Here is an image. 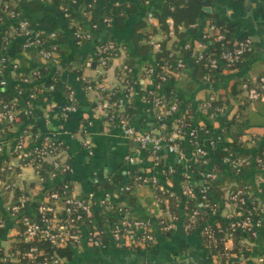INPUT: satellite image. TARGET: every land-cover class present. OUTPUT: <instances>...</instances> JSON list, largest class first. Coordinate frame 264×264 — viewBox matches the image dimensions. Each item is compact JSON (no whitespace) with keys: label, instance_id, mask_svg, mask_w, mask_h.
I'll return each mask as SVG.
<instances>
[{"label":"crops","instance_id":"obj_1","mask_svg":"<svg viewBox=\"0 0 264 264\" xmlns=\"http://www.w3.org/2000/svg\"><path fill=\"white\" fill-rule=\"evenodd\" d=\"M123 1L127 2V0ZM163 1L152 0L150 5L139 7L136 2L129 0L128 3H135L134 5L138 7V11L128 14L121 27H117L113 21L110 27H104L98 21V28L92 31L91 41L87 43H77L65 17L53 7H49L51 14L47 12H30L21 16L35 32L42 29L40 27L42 21L53 25V29L58 31L62 38V47L67 52V56L62 58L61 62L58 61L53 65V71L59 74L60 81L64 87L67 86L73 90L76 111L63 122L62 128L58 129V125L61 123L59 110L66 98L65 94L60 93L49 99L46 97L42 98L34 103L29 123L33 132L53 141L62 142L63 149L66 152L65 157L72 168L69 180L73 192L83 199H88L90 194L95 196L93 198L92 218L96 223V227L108 229L111 224L109 219L117 217L116 209L118 207L122 208L121 188L126 185L130 178L139 176L153 177L160 181L166 190L173 191L178 195H180V186L186 176L194 184L200 185L201 183L199 174L205 169V166L203 167L200 159L194 155L188 141L184 140L181 144L182 157L166 151L157 154V157L153 156L147 150H143L138 143L122 138L119 130L114 126L116 123L110 125L104 113L98 110V99L94 93H86L84 86H82L85 81L99 82L104 88V92L118 91L122 93V96L128 93L124 106L132 108L131 126L141 132H159L156 122L158 110L146 98L147 91L153 87L151 81L146 75L141 79H136V76L133 75V79L129 81L130 84H127L123 82L124 79L122 77H119L118 70L119 65L125 62L128 57V51L130 55H133V68H137L141 57L135 56L131 47L133 29L135 25L142 22L152 26L159 32L156 11L160 8ZM195 1L201 5V19L202 22L204 21V24H202L204 25V30L209 24V21L204 20V17L206 15L216 16L233 34V39L247 37L253 43L252 56L247 61L245 68L241 71L224 70L220 74L222 79L216 85H209L198 79L197 87L193 91H185L184 87L189 86L188 80L194 78L193 66L189 67L186 75L178 76L175 73L173 83L176 92L183 93L188 98L189 105L198 109L197 104L208 98L211 93L218 97L227 94L235 80L239 79L243 73L250 72L251 62L264 61V0ZM118 3L116 2V5ZM125 7H128V4H125ZM77 17L83 20L87 27L91 24L89 23V16L79 14ZM18 21L19 18H6L0 23V44L3 38L11 36L12 29L15 28ZM167 25L170 33L166 45L170 50V55L178 56V49L181 48H192L194 50L198 41L197 38L200 35L199 30L197 32L195 30V33H189L187 29L178 26V32L186 34L180 39L174 34L171 20H167ZM195 25L192 28L195 29L197 27ZM156 35L158 36L155 37ZM156 35H153L151 39L154 45L153 52L158 50V44L164 39V36L159 33ZM13 39L18 40V37H13L12 41H14ZM106 40L116 42L119 45L120 54L113 59L107 69H103L98 65L97 60L95 62L94 59L97 46ZM21 58V61L16 60L18 70L9 72V79L18 77L26 69L45 65L33 52H23ZM190 64L188 62V65ZM231 106L226 112L213 118L211 122L200 120L198 123V126L203 127L205 131H208L206 128H209L208 134L203 132L199 135V141L201 146L207 151L211 164L216 161L219 162L216 152H222L225 149L224 147L231 144L232 137L235 134L243 133L247 137L249 135L255 136L256 146L249 150L250 159H253L255 151L264 148V125L243 124L238 130L234 127L226 129ZM116 117L118 118L119 116ZM21 127L14 125L4 133L7 143L4 144L0 165L9 164L12 165L13 169H17L16 165L18 163L7 155V148L13 144L14 138ZM210 134L211 136H208ZM211 137L219 139L214 146L209 145ZM127 155L135 158L132 164L125 162ZM222 164L225 165L224 163ZM261 171H264V168ZM252 174L254 173L249 170L246 173V177L252 178ZM15 179L19 188L27 191L31 199H36L37 196L43 195L40 192L37 195L35 193L36 190L32 189L33 186L45 189L44 187L47 185L53 186L58 182L49 180L44 185L39 184L33 168L28 166L20 167ZM253 182L256 187L264 189V178L261 176L253 177ZM106 185L108 187H105ZM136 188L137 196L140 198L141 205L144 206L145 200L153 197V188L149 184L142 183H136ZM261 193L262 195L260 194L261 196L256 198L261 201L264 207V190ZM104 195H108L106 198V201L109 202L108 209H106L105 205L100 206L98 202L104 198ZM218 204V211L214 215H210L208 221L215 220L217 223H225L228 217L235 212V208L225 199L218 201ZM149 210L150 208H148V212ZM0 214L5 222L3 227L5 233L0 238V244L6 250L10 243L8 237L15 234V231L13 230V221L3 209L2 195H0ZM150 221L156 226L154 219H150ZM180 221L176 222L169 232H161L157 227L154 228L155 242L151 246L121 250L112 247L107 239L106 248L79 247L73 250L74 254L71 260L62 262V264H258L257 258L259 255L253 254L251 250H248L245 255H243L242 251H235L233 258L229 261L225 260V263H220L205 247L201 235L197 232L185 234ZM244 242L246 241L244 240ZM230 247L231 249H236L234 241L230 243Z\"/></svg>","mask_w":264,"mask_h":264},{"label":"built area","instance_id":"obj_2","mask_svg":"<svg viewBox=\"0 0 264 264\" xmlns=\"http://www.w3.org/2000/svg\"><path fill=\"white\" fill-rule=\"evenodd\" d=\"M80 0H62L64 7L59 10L65 18L69 17L67 12L68 8L74 6ZM134 2H142L148 6L152 0H131ZM236 1V0H234ZM18 15L8 10L7 7L0 9V23L6 19H18ZM104 27H110L112 25L111 18H104L101 21ZM196 26V25H195ZM98 25L90 24L84 28L81 25H76L73 29V36L77 43L88 42L92 38V31L96 30ZM203 37L214 35L213 41H222L224 39L223 34L219 28L214 27L212 24H208ZM19 37L23 39V48L33 50L40 60L45 64H54L56 62L57 48L54 45L56 41V33L51 32L47 39L41 37L39 31L31 33L29 24L25 20H19L15 28L12 29L10 37L3 38L2 42L7 43L9 38ZM150 44H153L150 41ZM49 46V49L46 47ZM197 52L196 61L202 62L203 67L211 72L216 68L218 63L215 59H210L207 62L204 61L205 45L203 43H197L194 47ZM253 51V43L251 39L245 37L237 40L233 43L232 48L224 51L220 55V59L224 64V69L231 68L235 63L241 61L242 57ZM115 53L114 43L106 40L99 44L96 48L95 57L97 58L98 65L105 69L109 61L113 59ZM175 66L178 69L184 68V64L181 60H177ZM157 64L153 63L145 71L146 77L151 81L153 87L146 93V98L158 110L156 114V122L159 132L154 133L151 131L141 132L131 126L130 121L127 118L120 117L119 113L122 111L123 106L128 98V93H125L117 103L109 104L103 100L101 95L104 92V88L101 83L92 85L90 81H85L86 84L84 91L86 93H94L97 97V108L106 116L110 125L116 123V128L119 130L122 138L136 142L144 150H147L153 156L166 151L167 153L177 154L182 157L181 147L178 141L186 140L193 149V153L201 161V165L205 169L200 172L199 184H194L188 176L183 179L180 186V195L183 198L201 197V204L207 209L210 215H214L218 211V201L212 203L205 199V193L211 181H214L219 175L215 172L213 165L209 161L207 151L201 146L199 141V135L205 131L203 127H188L185 134H183V124L181 119H176L177 112L181 109V105L177 103V99L174 95L171 97V103L167 102L166 97L162 94L164 85L168 82L170 69L167 65L162 66L161 72L156 74ZM17 71L18 63L16 60L12 62H6L4 59H0V75H3L4 71ZM132 72V68L126 64H120L118 74L128 84L127 76ZM32 77H22L20 82L24 85H32L35 80L40 78L39 72H33ZM202 80L209 85L211 84V75L206 74ZM149 81V82H150ZM253 82L257 83L255 87H248L244 85V95L249 100H257L261 97L259 90H264V77L259 80L253 79ZM7 81L0 79V90L6 85ZM259 89V90H258ZM44 91H53V86L47 87L34 86L31 90H27V100L25 102L24 110H19L14 102L3 103L0 97V157L4 151V144L7 143L4 138V133L12 128V124L17 120V116L22 114L30 117L34 109V101L39 98L40 94H44ZM21 90H18L20 93ZM215 101L214 95H209L208 102L202 105L205 110L210 107L211 102ZM216 111L222 112V108H215ZM59 118L61 123L58 125V129H61L63 122L76 111L74 93L70 87L66 89V98L64 104L60 107ZM187 113V111H185ZM116 116H119L118 118ZM210 136V135H208ZM242 141H247V149L256 145V139L245 136L241 138ZM218 138L211 137L209 145L214 146L218 142ZM8 149V150H7ZM8 156L17 161V168L31 167L33 168L37 181L39 184L44 185L45 179L39 173L43 162L47 161L51 164L53 172L50 174V181H58L59 189L47 194L49 203L47 205L40 204L37 207L38 219L32 220L31 217L24 211L26 199L23 196L18 197L15 204H11L12 192L14 189L21 190L15 182H6L0 180V195L8 194V200L3 202V209L8 217L13 221V224H18L21 230L17 233L24 242H31L35 239L38 241H45L54 248H69L71 250L79 247H102L106 248L104 239L110 241V245L116 249H133V248H145L151 246L155 242L154 228H158L161 232H169L172 230L176 222H179L184 217V223L182 224V230L185 234L197 232L201 235L205 247L210 250L215 248L216 245H222L221 256L226 261H229L231 257L230 243L233 241L234 234H246L250 233L252 237H256L259 233L264 241V207L260 204L255 205L253 200L248 197L240 198V195L249 190V187H243L238 190L234 195L230 197H222L229 201L235 208V212L232 216H229L226 223L228 226L223 229L220 223L212 224L208 220L203 221V217L196 209H191L180 216H176L166 209L156 210L154 207L161 200L155 198L152 202L153 208H150V219H154L155 225H153L150 219H129L127 216H123L124 212L121 207L116 209L117 219L112 222L108 229L96 227V223L92 218L93 210V198L94 195L90 194L88 199H83L76 195L71 186L69 180L72 174V168L68 162L65 149L61 141H52L47 137H43L38 133L33 132L30 123L22 125L19 133L16 134L13 144L8 147ZM222 153L225 154L222 159V163L226 166H231L237 172H240L243 168L244 160L227 153L224 149ZM157 157V156H156ZM135 158L132 156H126L125 162L132 164ZM259 162V160H258ZM9 170L13 172L12 165L1 164L0 172ZM135 182L138 184H149L153 191L157 189V179L153 177L139 176ZM161 189V187H160ZM248 189V190H247ZM122 190H128V187L121 188ZM179 196L177 193L170 191L168 197ZM250 195V193H249ZM108 195H104V198L98 202L100 206L108 209V201L106 198ZM165 200L162 202L164 203ZM181 222V221H180ZM5 225L4 220H0V227ZM217 234H221L222 237L217 238ZM233 254V253H232ZM61 258L56 255H46L37 247H31L27 252L23 253L20 258L7 259V256L2 258L3 262L8 264H62ZM258 264H264V256L259 255L257 258Z\"/></svg>","mask_w":264,"mask_h":264},{"label":"trees","instance_id":"obj_3","mask_svg":"<svg viewBox=\"0 0 264 264\" xmlns=\"http://www.w3.org/2000/svg\"><path fill=\"white\" fill-rule=\"evenodd\" d=\"M129 0H80L71 8L69 7L67 12L69 14L68 18H65L67 24L71 27L72 32L76 25H81L86 28L85 22L79 19L77 16L86 15L89 16L90 22L92 25H97L98 21H102L104 18H111L117 27H121L124 19L128 14H133L138 11V7H136L133 3H128ZM116 2H119L116 5ZM139 7H146L142 2H136ZM125 4H128V7H125ZM66 6L63 4L62 0H0V9H4L7 7L8 10L14 11L19 17V20H23L21 16L23 14L32 13H44L47 12L51 14L49 11V7H53L56 10H60L61 7ZM67 7V6H66ZM76 11V12H75ZM75 12V13H74ZM201 5L195 0H164L161 4L160 8L156 11V19L159 26V32L155 30L152 26L147 25L145 23H138L135 25L133 29V37H132V50L135 56L141 57L137 68H133V55H130L128 51V57L126 58L123 64L132 68V72L128 74L127 79L128 83L133 79V75L136 76V79H141L145 76V71L148 67H150L153 63L157 64L156 74L161 72V67L167 65L170 67L168 82L164 85L162 94L166 97L167 102L171 103V97L174 95L177 99V103L181 105V109L177 112L175 118L181 119L183 124V134L186 132V128L188 127H196L200 120L212 121L217 115L226 112L231 106V110L229 113V118L226 124V129L229 127H234L237 130L242 127L243 124L248 125H264V90H259L261 97L257 100H249L244 95V85L248 87H255L256 82H253V79L259 80L264 77V61H254L250 63V72L243 73L242 76L235 80L232 86L230 87L227 94L224 96H216L213 93L211 95L215 96V101L211 102L210 107L205 110L202 108V105L208 102V98L204 101H200L197 104L198 109L192 108L189 105L188 98L183 95V93L176 92L175 85L173 83V76H183L186 75L187 71H189V67L193 66L194 68V78L189 79V86L184 87L185 91H193L197 87L198 79H201L206 75H211V84L216 85L222 79L220 74L225 71H241L247 65V61L251 58L252 52L245 54L241 61L235 63L231 68L224 69V64L220 59V55L232 48V45L235 41L243 39L245 37H241L239 39H233V34L227 29V27L218 19L216 16H205L204 20L209 21L210 24L214 25V27L219 28L221 33L224 36L222 41H213L214 35L210 34V36L203 37L206 33L204 30V21L202 22V13H201ZM77 13V14H76ZM62 14V13H61ZM63 15V14H62ZM167 20H171L173 23L174 34L177 38H183L186 34L178 32V26L187 29L189 33H195V30L200 31V35L198 36L197 43H203L205 45L204 51V61H208L210 59H215L218 61L216 68L211 72H208L207 69L203 67L202 62L196 61L197 52L190 49H178L179 55L173 56L170 55V50L167 48V40L170 30L167 25ZM202 22V23H201ZM196 24V28H192ZM40 27L42 29L39 31L41 37L47 39L48 35L51 32L56 33V41L54 45L57 48L56 52V62L62 61V58L67 56L66 50L62 47L61 42L62 38L59 35V32L53 29V25L46 24V21H42L40 23ZM31 33L34 32L33 28L29 25ZM160 34L164 36L163 41L158 44V50L153 52V44H150V41L153 35ZM16 38V37H15ZM10 38L7 43L2 42L0 44V59H4L6 62H12L14 60H22L21 56L23 52L29 53L33 52V50H28L23 48V39L18 37V40ZM91 41V40H90ZM88 41V42H90ZM114 43L115 47V55L113 59L117 58L120 54L119 45L113 40H109ZM87 43V42H84ZM126 47V46H124ZM49 49V46L46 47ZM148 56V58H146ZM144 57V59H143ZM110 60L108 65L105 67L107 69L111 62ZM97 58L95 57L94 61L96 62ZM177 60H181L184 64V68L178 69L175 66ZM188 62L191 64L188 65ZM54 64L47 65H39L33 67L31 69L24 70L18 77L8 78L10 74V70L4 71L3 75H0V79L7 81L6 85L0 90V97L3 103L14 102L19 110H24L25 102L27 100L26 91L31 90L34 86H43L47 87L49 85L53 86V91L48 92L44 91V94H40L39 98L36 99L33 103L40 101L42 98H51L52 96H56L58 94H65L67 86L61 83L59 74L56 71H53ZM68 65V64H67ZM33 72H39L40 78L35 80L32 85H24L20 82V79L23 77H32ZM80 76V73H79ZM94 86L96 84H100L99 82H91ZM130 84V83H129ZM85 83L82 86L85 87ZM18 90H21L18 93ZM103 100L107 103H117L120 99H122V93L118 91L111 92H102ZM222 108V112H218L215 108ZM187 111V113L185 112ZM198 111V112H197ZM120 117L127 118L129 121L132 115V108L129 106H123L122 111L119 113ZM31 119L30 117L24 116L22 114L17 116V120L12 124V126H22L26 123H29ZM209 131V128H206ZM211 136V134H210ZM245 137L243 133L238 135H233L231 144L224 147L227 150V153L237 156L240 159L244 160L243 169L240 172H237L231 166H225L222 164V159L225 154L221 151L216 152V157L219 160L213 162V169L215 172H218L219 175L216 177L214 181H211L208 190L205 193V199L216 203L217 201H222V197H227L234 195L238 190L243 187H249L247 192H244L240 195V198L248 197L250 200H253L255 205L260 204L263 205L259 199L256 197L261 196L264 189H260L254 185L253 177L255 178L257 175L264 178V171H261L264 168V148H260L253 154V159H250L249 150L255 148L256 145L247 149V141H242L241 138ZM250 138H255L253 135H249ZM53 141V140H52ZM184 140L178 141L179 144H182ZM259 160V162H258ZM251 170L253 177H246V173ZM19 172V168L14 169L13 172L9 170H4L0 172V180L10 182H16L15 179ZM53 172L51 164L47 161L43 162L40 168V174L44 177L45 182L48 183L50 180V174ZM136 177L130 178L126 185H123V188L128 187V190L121 191V205L123 209V216H127L129 219H150V214L148 212V208H153L152 202L155 198L161 200V203H158L154 208L158 209H166L176 216H180L185 212L196 209L200 212L203 217V221L208 220L210 214L207 209L204 208L201 204V197H194L191 199L183 198L181 195L168 197L170 191L166 190L160 181H157L158 188L153 191V197L151 199L145 200V205H141L140 198L137 196V188L136 183H134V179ZM138 184V183H137ZM32 187V186H31ZM105 187H108L106 185ZM161 187V189H160ZM33 186L32 189L36 190L35 193H43L41 196H37L36 199H31L27 191L18 190L17 188L12 192V198L10 199L11 204H15L18 197L23 196L26 199L25 209L24 211L31 217L32 220L38 219L37 207L40 204L47 205L49 203L47 199V194L59 189L58 185L46 186L44 187ZM250 193V195H249ZM261 194V195H260ZM260 198V197H259ZM3 202L8 200V194L2 195ZM261 199V198H260ZM165 200L164 203H162ZM216 201V202H214ZM181 208V209H180ZM180 209V210H179ZM1 215V214H0ZM118 217L111 218L109 221L112 223L116 221ZM2 216H0V220H3ZM181 223H184V217L181 218ZM212 224H216L217 221H211ZM226 223V222H225ZM220 223L221 228L225 229L228 226V223ZM13 224V223H12ZM264 229V223H263ZM13 230L15 234L8 237L10 243L8 244V248L5 250L0 244V264H8L7 262H3L2 258L7 256V259H16L20 258L21 255L27 252L31 247H37L46 255H56L59 258H65L66 260H71L74 251L69 248H54L49 245L45 241H38L37 239L31 242H24L21 237L18 236V232L21 230V227L18 224H13ZM5 233L4 228L0 227V238L3 237ZM222 235L217 234V238H221ZM104 239L105 244H108V240ZM244 240L246 242H244ZM233 241L235 242V248L231 249V257L233 258L235 251H242L243 255H245L248 250H251L253 254L263 255L264 256V241H262V236L259 233L256 237H252L250 233L246 234H234ZM107 242V243H106ZM242 242V243H241ZM135 249V248H133ZM139 249V248H136ZM234 250V251H233ZM211 255L215 256L220 263H225V259L221 256L222 245L218 243L215 248L209 250Z\"/></svg>","mask_w":264,"mask_h":264},{"label":"rangeland","instance_id":"obj_4","mask_svg":"<svg viewBox=\"0 0 264 264\" xmlns=\"http://www.w3.org/2000/svg\"><path fill=\"white\" fill-rule=\"evenodd\" d=\"M157 36H158V35H156L155 37H157ZM60 260H61L63 263L67 261L65 258H61ZM62 262H61V263H62Z\"/></svg>","mask_w":264,"mask_h":264}]
</instances>
